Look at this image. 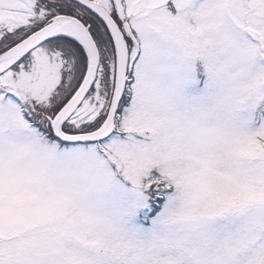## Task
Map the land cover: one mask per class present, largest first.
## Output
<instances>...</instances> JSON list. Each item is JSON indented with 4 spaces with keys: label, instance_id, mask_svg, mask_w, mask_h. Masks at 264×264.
Instances as JSON below:
<instances>
[{
    "label": "snow or ice",
    "instance_id": "obj_1",
    "mask_svg": "<svg viewBox=\"0 0 264 264\" xmlns=\"http://www.w3.org/2000/svg\"><path fill=\"white\" fill-rule=\"evenodd\" d=\"M0 264H264V0H0Z\"/></svg>",
    "mask_w": 264,
    "mask_h": 264
}]
</instances>
